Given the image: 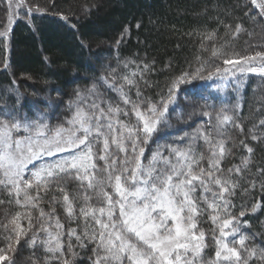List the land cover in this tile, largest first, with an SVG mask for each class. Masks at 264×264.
I'll use <instances>...</instances> for the list:
<instances>
[{
    "label": "trees",
    "instance_id": "1",
    "mask_svg": "<svg viewBox=\"0 0 264 264\" xmlns=\"http://www.w3.org/2000/svg\"><path fill=\"white\" fill-rule=\"evenodd\" d=\"M29 1L41 7L43 12L32 15L31 22L16 21L7 38L0 36V115L4 105L15 107L21 115L27 114L32 119L39 113H46L51 127L67 126L66 121L73 111L70 101L77 91L86 92L93 84L102 94V100L119 104L130 113L128 117L121 115L120 119L135 122L131 107L124 105L119 93L101 79H111L109 73L112 69H116L117 83L122 82L119 78L124 75L142 71L143 78L139 75L135 78L141 99L157 102L167 98L175 78L184 72H195L201 64L204 65L202 75L207 76L217 67H225L224 59L264 52V15L252 0ZM7 14L5 0H0V30L7 24ZM237 24L242 25L244 31L234 38L232 33ZM212 33H215L214 38L206 40L205 37ZM222 47L225 55L212 58L213 48ZM241 80L245 83L239 90H236L233 78L228 79L227 86L218 77L181 85L183 91L176 104L169 108L167 124L160 126L161 131L146 146L142 162H149L158 145L183 148L192 143L197 154H204L201 167L207 168L208 145L203 139H193L197 128L211 131L215 138L227 141L230 154L220 165L225 177L229 175L228 169L241 165L242 160L248 158V168L241 175H231V179L238 182V187L228 197L232 204L230 212L238 218L240 231L227 238L229 246L237 247L246 256L239 245L241 236L248 238L245 242L248 248H264V175H261L264 172V126L259 123L264 119V78L249 74ZM125 91L132 100L137 99L136 87ZM186 94L188 100L184 98ZM222 108L235 116L240 127L229 124L224 129V136L216 137L215 114ZM204 112L211 113V117L204 118ZM18 135L25 133L21 131ZM253 135L258 139H252ZM245 145L253 149L251 154ZM101 147L102 144L97 145V153ZM163 154L168 155L166 148ZM96 163L98 168H103V161L97 160ZM36 165L32 162L27 166L25 179H30V172ZM61 187L74 198V215L71 217L65 211L63 193L58 190ZM30 194L35 195L36 189L33 188ZM87 194L92 199L86 204L83 199L85 188L69 177L51 183L46 192L40 191V208L45 213L54 209L53 224L58 219L63 225L64 254L73 260V264H93L94 260L92 249L96 247L95 243L87 242L86 247L81 248L76 246L77 241L72 237L75 257L69 255L66 247L70 229L82 234L86 227L94 226L91 220L86 225L80 209L103 206V201L91 190ZM196 196H200L199 188ZM54 198L58 202L54 203ZM0 201H3L0 203V249H4L10 258L3 264H58L45 251L41 241L47 237L42 232L36 233L35 246L30 243L32 233L15 245L11 226L9 231H5L3 225L8 224L17 212L28 209L18 206L15 197L3 187H0ZM257 205V210L252 212ZM200 207L207 208L204 203ZM31 212L34 230L47 223L48 217L39 219V209H31ZM241 212L245 213L242 217ZM212 214L207 210L198 220L197 231L203 230L206 237L207 247L203 252L206 264L216 262V239L220 235L218 225L209 218ZM21 223L28 226L27 220ZM88 230L91 232L92 228L88 227ZM9 234L11 241L6 239ZM9 243L13 244V251H7ZM250 264H260V261L253 258Z\"/></svg>",
    "mask_w": 264,
    "mask_h": 264
},
{
    "label": "snow or ice",
    "instance_id": "2",
    "mask_svg": "<svg viewBox=\"0 0 264 264\" xmlns=\"http://www.w3.org/2000/svg\"><path fill=\"white\" fill-rule=\"evenodd\" d=\"M23 3L24 0H20L17 7ZM252 3L264 15V0L259 3L252 0ZM35 10L43 11L39 8ZM242 31V25L237 24L233 37ZM214 36L215 33H212L205 39L212 40ZM119 43L118 40L117 44ZM224 55L223 47L213 48L211 53L212 58ZM223 63L225 67H217L208 72L207 76L202 75L203 64L193 73H182L173 80L167 98H161L157 102L141 99L135 78L139 75L142 79V71L124 75L119 78L122 82L117 83L116 69H112L109 73L111 79H101L109 88L119 93L124 105L131 107L135 122L120 119L121 115L128 117L130 113L119 104L113 105L110 100H102V94L95 84L86 92H76L74 99L70 101L73 111L66 121L67 126L59 124L51 127L46 113H39L32 119L27 114L21 115L15 107L2 106L0 187L7 189L8 194L15 197L18 206L28 209L17 212L8 224L3 225L5 231H9V225L11 226V233L15 234V245H19L23 238L32 233L30 243L35 246L36 233L42 232L47 238L41 243L52 259L58 264H73V260L66 258L64 254L65 244L61 239L64 235L63 225L58 219L53 224L54 209L45 213L39 203L41 190L46 192L51 183L62 177H69L79 181L81 187L85 188L83 199L86 204L92 199L87 194L89 190L103 201L101 207L86 206L80 209L86 225L91 220L94 226L89 225L91 232L86 227L82 234H78L76 229L68 231L69 242L66 247L71 257L77 255L72 250L74 246L71 238L74 237L76 246L81 248L86 247L87 242L95 243L96 247L92 249L93 264H206L203 259V252L207 247L205 232L197 229L199 217L211 210L213 214L209 218L218 225L220 233L216 239L215 264H250L253 258L264 264V248H248L246 236H241L239 240L240 248L247 253L246 256L227 242L229 236L240 231L238 218L230 212L232 204L228 197L238 187V182L231 179V175H241L248 168V158H244L241 165L228 169L229 175L225 177L220 165L230 154L227 141L215 138L211 131L197 128L193 139H203L208 145L207 168L201 167L205 156L203 153L197 154L192 143L183 148L158 145L149 162H142L146 146L161 131L160 126L167 124L169 108L176 104L183 91L181 85L218 77L227 86L228 79L233 78L236 90H239L245 83L241 77L257 74L264 78V52L257 51L254 55L224 59ZM124 67L127 68L128 65L125 64ZM147 67L145 65V69ZM132 87L137 88L135 101L125 91ZM184 98L188 100L189 96L186 94ZM203 115L211 117L212 114L204 112ZM215 118L216 137H223L224 129L229 124L240 127L235 122V116L230 115L226 108L220 109ZM259 123L264 126V119ZM21 131L25 135H18ZM252 139L258 138L253 135ZM101 144L97 153L96 147ZM245 147L247 148L246 145ZM165 148L167 156L163 154ZM69 149L76 151L61 160L41 164L31 172L30 179L24 178L27 166L33 161ZM247 151L251 154L253 149L247 148ZM97 160L104 162L103 168H98ZM33 188L36 189L35 195L30 194ZM198 188L199 197L196 196ZM58 190L63 193L65 211L69 217L73 216L74 198L64 188ZM53 202L58 201L54 198ZM201 203L207 208H201ZM257 207L259 205L254 206L252 212ZM31 209H39L41 220L48 217L47 223L41 224L39 229L34 230ZM244 215V212L240 213L241 217ZM224 216L228 218L225 219ZM22 220H27V227L21 223ZM6 239L11 241V234ZM13 250V244L9 243L7 251ZM9 260L6 251L0 249V264Z\"/></svg>",
    "mask_w": 264,
    "mask_h": 264
},
{
    "label": "rangeland",
    "instance_id": "3",
    "mask_svg": "<svg viewBox=\"0 0 264 264\" xmlns=\"http://www.w3.org/2000/svg\"><path fill=\"white\" fill-rule=\"evenodd\" d=\"M5 3L7 5V11H8L7 24H5L6 26L0 30V33H4V35H0V36L4 38H7L13 24L16 21L25 20V21L31 22L30 17L32 15H37L43 12V11H36L35 9L37 8L42 9V8L33 5L34 3L32 4V2L29 0H24L23 5H21L20 7H17V5L20 3V0H5ZM29 9H31V11H29ZM203 117L208 118V116H205V115H203ZM74 153H75L74 150L69 149L65 152L54 153L52 156H42L39 159L33 161V162H36L37 165L34 167V169L32 168L31 172L35 171V169L40 167L41 164L52 163L54 161H58L63 158H66Z\"/></svg>",
    "mask_w": 264,
    "mask_h": 264
}]
</instances>
